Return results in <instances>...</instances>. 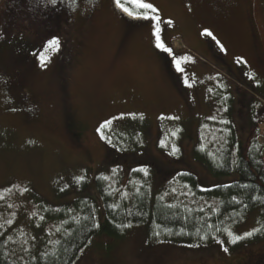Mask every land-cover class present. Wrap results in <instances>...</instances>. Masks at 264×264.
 <instances>
[{
  "label": "rangeland",
  "instance_id": "rangeland-1",
  "mask_svg": "<svg viewBox=\"0 0 264 264\" xmlns=\"http://www.w3.org/2000/svg\"><path fill=\"white\" fill-rule=\"evenodd\" d=\"M145 2L157 10L149 15L161 18L160 38L171 55L156 47L155 21L127 15L116 0H71L64 7L0 0V198L10 220L34 229L32 236L43 230L54 236L58 227L45 220L38 230L44 209L33 200L57 203V187L87 167L92 177L102 164L124 167V182L156 170L152 186L169 183L161 194L177 191L169 198H181L186 191L176 179L190 168L202 188L238 178L236 171L215 176L195 159L199 134L230 115L239 130L250 129L253 114L264 133V0H220L208 11L194 0ZM53 38L58 50L48 47ZM247 102L252 109L239 112ZM113 140L141 146L122 162ZM166 166L176 171L166 173ZM132 167L140 170L132 174ZM94 186L93 180L83 194L99 199ZM256 214L231 236L255 230ZM75 264H264V238L236 247L224 238L202 245L151 242L140 225L121 238L94 235Z\"/></svg>",
  "mask_w": 264,
  "mask_h": 264
},
{
  "label": "trees",
  "instance_id": "trees-1",
  "mask_svg": "<svg viewBox=\"0 0 264 264\" xmlns=\"http://www.w3.org/2000/svg\"><path fill=\"white\" fill-rule=\"evenodd\" d=\"M231 101L234 105L233 95ZM249 104L240 103L243 107L238 111L251 110L253 106L249 108ZM253 115L249 120L252 130L246 140L239 138L235 125L238 120L230 115V119L221 125L208 128L205 135L199 134L194 147L195 159L211 174L229 175L236 171L238 178L231 183L202 188L197 174L190 168L178 174L176 179L182 185L179 189L186 193L179 194L181 198H169L178 192L162 195V192H168L169 183L154 188L152 182L156 170L144 176L138 173L134 181L124 182V167L109 168L102 164L93 177L87 167L81 177L57 187L54 194L59 198L57 203L47 198L41 201L39 196L33 200L39 211L44 209L40 213L43 218L38 230L48 222H55L58 227L54 236L46 230L42 231V236H32L34 229L10 220L11 215L2 206L0 198V264H75L81 250L94 235L104 233L121 238L140 225L146 228L151 242L202 245L224 238L230 246L236 247L263 239L264 142L260 138L264 133L258 129V120ZM113 141L119 146L120 153L116 157L122 162L130 160L141 146ZM138 163L141 161L135 162ZM164 168L166 173L176 171L168 166ZM139 170V167H132V174ZM93 180V190L99 199L92 198L90 193L83 194L89 191ZM71 194L73 198L63 200ZM255 210L258 227L251 235L233 243L234 237L229 233Z\"/></svg>",
  "mask_w": 264,
  "mask_h": 264
},
{
  "label": "snow or ice",
  "instance_id": "snow-or-ice-1",
  "mask_svg": "<svg viewBox=\"0 0 264 264\" xmlns=\"http://www.w3.org/2000/svg\"><path fill=\"white\" fill-rule=\"evenodd\" d=\"M127 2L129 4L135 5L137 8L141 9L142 12L137 14L134 13L133 11L129 10V7H126L124 3L121 2V0H116V4L129 16H132L134 18H142V19H148V20H152L155 21L154 24V28H155V32L154 35L156 37V47L159 49H162L163 51L167 52L168 54H172V49L167 47L160 38V23H161V18L158 15H149V13H155L157 10L156 8L153 7V5L151 3L145 2V0H127ZM52 4L56 3V0H51ZM168 23H171V21H169ZM206 34L211 36L212 33L211 32H207L206 30ZM59 39L58 38H53L51 40L48 41V47L52 48L53 50H58L59 48ZM183 59V58H182ZM41 63H44V57H41ZM175 65H176V69L178 72H183V68L181 66L180 63V59H176L175 60ZM185 83L187 84V79L185 80ZM110 122L106 121L105 125H102V127H106ZM175 151V149H174ZM147 170H145L146 172ZM229 235H231V233H229ZM248 235H251V233H248ZM240 237L236 236L233 238V243H235L237 240H239ZM225 251H227V249H225Z\"/></svg>",
  "mask_w": 264,
  "mask_h": 264
},
{
  "label": "flooded vegetation",
  "instance_id": "flooded-vegetation-1",
  "mask_svg": "<svg viewBox=\"0 0 264 264\" xmlns=\"http://www.w3.org/2000/svg\"><path fill=\"white\" fill-rule=\"evenodd\" d=\"M70 2H71V0H56V4H58L59 6H61V7H64V6H66V5H68V4H70ZM194 2H195V4L196 5H198V4H200L201 5V7L204 9V10H207L208 11V9H209V7L211 6L212 8L213 7H218L219 5H220V0H194ZM200 7V6H199ZM200 9V8H199ZM6 12V11H5ZM5 12H3V13H5ZM200 17V16H199ZM198 17V18H199ZM206 21H205V19L203 18L202 19V23H205ZM148 25L150 24L149 22L147 23ZM202 25V24H201ZM200 25V26H201ZM203 29H210V28H208V25H207V27H203ZM21 98L24 100V99H29V97H28V95H27V93L26 92H22L21 93Z\"/></svg>",
  "mask_w": 264,
  "mask_h": 264
},
{
  "label": "crops",
  "instance_id": "crops-1",
  "mask_svg": "<svg viewBox=\"0 0 264 264\" xmlns=\"http://www.w3.org/2000/svg\"><path fill=\"white\" fill-rule=\"evenodd\" d=\"M235 125H236V129H237V133H238L239 138L242 139V140H246L248 138V135H247L246 131H250L251 128L249 129V127H247L246 130L243 131V130H239L238 129V124L237 123Z\"/></svg>",
  "mask_w": 264,
  "mask_h": 264
},
{
  "label": "built area",
  "instance_id": "built-area-1",
  "mask_svg": "<svg viewBox=\"0 0 264 264\" xmlns=\"http://www.w3.org/2000/svg\"><path fill=\"white\" fill-rule=\"evenodd\" d=\"M262 141L264 142V139H262Z\"/></svg>",
  "mask_w": 264,
  "mask_h": 264
}]
</instances>
